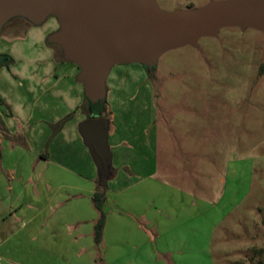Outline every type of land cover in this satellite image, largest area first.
Returning a JSON list of instances; mask_svg holds the SVG:
<instances>
[{"label":"crops","instance_id":"0c3cea01","mask_svg":"<svg viewBox=\"0 0 264 264\" xmlns=\"http://www.w3.org/2000/svg\"><path fill=\"white\" fill-rule=\"evenodd\" d=\"M56 56L58 66L43 71L0 68V264H109L112 251L118 264H207L204 201L191 200L185 178L177 186L169 181L159 134L140 131L153 124V112L147 120L141 108L153 106L136 96L149 92L135 94L126 68L110 70L106 80L105 149L116 173L95 244L99 213L91 198L100 162L81 133L87 120L79 113L85 95L78 67ZM21 77L26 84L10 87Z\"/></svg>","mask_w":264,"mask_h":264},{"label":"rangeland","instance_id":"374dc122","mask_svg":"<svg viewBox=\"0 0 264 264\" xmlns=\"http://www.w3.org/2000/svg\"><path fill=\"white\" fill-rule=\"evenodd\" d=\"M155 2L167 12L187 4ZM49 20L33 25L13 18L2 27L0 54L11 57V74L58 66L57 47L46 45L57 29L55 20L53 27ZM238 28H220L217 37H202L196 47L169 50L147 70L139 63L111 68V74L121 68L132 71L136 95L149 92L147 99L136 96L153 106L141 108L153 124L140 131L159 134L160 165L165 164L166 149L169 181L177 186L185 178L191 200L197 196L205 202L200 226L205 225L208 235L207 264L264 263V252L259 253L264 249V75L259 74L260 69L264 72V33ZM12 79L10 87L26 84L22 77ZM109 98L106 92V104ZM79 113L84 114L81 107ZM110 256L109 264H118V253Z\"/></svg>","mask_w":264,"mask_h":264},{"label":"water","instance_id":"95a60500","mask_svg":"<svg viewBox=\"0 0 264 264\" xmlns=\"http://www.w3.org/2000/svg\"><path fill=\"white\" fill-rule=\"evenodd\" d=\"M55 17L58 30L47 42L78 67L77 80L91 106L106 97V80L115 65L153 67L165 52L197 46L220 28H254L264 33V0H220L191 9L161 10L155 0H0V32L13 18L33 25ZM85 143L98 158L105 149L106 121L81 126Z\"/></svg>","mask_w":264,"mask_h":264},{"label":"trees","instance_id":"16d2710c","mask_svg":"<svg viewBox=\"0 0 264 264\" xmlns=\"http://www.w3.org/2000/svg\"><path fill=\"white\" fill-rule=\"evenodd\" d=\"M46 45L50 46V47H57L58 53L61 56V58H63L65 60V58L62 55V51L61 49L54 45V44H50L47 42L46 40ZM9 63H12V59L11 57H9L8 55L5 54H0V66H7L9 65ZM146 70L148 69L147 67H144ZM150 76H152V74H149ZM107 92V90H106ZM102 104L101 108L97 111H95V109H92L91 104H89L88 100L86 99V97H84V103L83 105H81V109L83 110V112L86 115V120H93V119H99V118H103L105 116L106 113V97L101 100L98 104ZM0 104H3V101L0 99ZM70 118V116H66L64 119H62L56 126L57 128H61L64 123L66 121H68ZM109 162V156H106L105 158H102L100 161V172L97 175V178L95 179V185H96V190L94 192V194L92 195L91 201L92 204L94 206V208L98 211L99 216L98 219L94 225V242L96 245H100V243L102 242V238H103V232H104V227H105V223H106V214L104 212V205L106 203L107 200V181L112 178L115 173L116 170L113 169L112 167H110L108 165ZM264 250H259V253H262ZM255 264H263L262 262H257Z\"/></svg>","mask_w":264,"mask_h":264},{"label":"flooded vegetation","instance_id":"af4514ba","mask_svg":"<svg viewBox=\"0 0 264 264\" xmlns=\"http://www.w3.org/2000/svg\"><path fill=\"white\" fill-rule=\"evenodd\" d=\"M194 1H195V2H194ZM194 1H192V0H187V4L184 5L185 9H191V8H196V7H202V6L206 5V4H208L209 2H211V0H205L203 4L198 5L197 2H200V0H194ZM197 5H198V6H197ZM50 18H52V19L55 20L54 23L57 24V29H56V30H58V28H59V23H58L57 19H56L55 17H50ZM14 19H20V18H14ZM23 20H24V19H23ZM24 21H26V20H24ZM235 28H237V27H235ZM238 29H239V28H238ZM56 30H55V31H56ZM221 31H222V30L220 29V30L218 31L217 35L214 36V37H212V38L217 37ZM53 32H54V31H53ZM262 67H263V69H264V66H263V65H262ZM259 74H260L261 76L264 75V72H263L262 69L259 70Z\"/></svg>","mask_w":264,"mask_h":264}]
</instances>
